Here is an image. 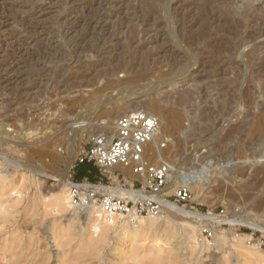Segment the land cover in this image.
<instances>
[{"label": "rangeland", "instance_id": "1", "mask_svg": "<svg viewBox=\"0 0 264 264\" xmlns=\"http://www.w3.org/2000/svg\"><path fill=\"white\" fill-rule=\"evenodd\" d=\"M145 99L171 110L150 158L203 169L187 202L162 194L191 214L97 236L56 174L72 146L81 180L88 133ZM238 217L264 226V0H0V264H264Z\"/></svg>", "mask_w": 264, "mask_h": 264}, {"label": "built area", "instance_id": "2", "mask_svg": "<svg viewBox=\"0 0 264 264\" xmlns=\"http://www.w3.org/2000/svg\"><path fill=\"white\" fill-rule=\"evenodd\" d=\"M159 119L151 112L138 109L119 115L114 121L112 136L100 133L90 137L81 146L76 163L90 162L98 171V182H91L86 177L79 181H70V201L73 205L86 206L95 202L108 224H113L118 216L130 214L139 216H159L163 203L159 199L162 190L168 184L170 167L167 162L152 160L147 149L158 135ZM160 148L165 146L163 142ZM126 171L134 175L133 190H144L150 196L137 194L118 196L104 192L105 180L123 179ZM140 185L136 188L135 185ZM173 195L177 202L185 203L190 199V191L186 183L174 187ZM158 195V196H156ZM203 232L211 235L210 229Z\"/></svg>", "mask_w": 264, "mask_h": 264}, {"label": "bare ground", "instance_id": "3", "mask_svg": "<svg viewBox=\"0 0 264 264\" xmlns=\"http://www.w3.org/2000/svg\"><path fill=\"white\" fill-rule=\"evenodd\" d=\"M108 2V1H107ZM111 3V2H110ZM109 3V4H110ZM177 4V3H176ZM112 5V4H111ZM179 9V8H178ZM174 10V9H173ZM102 18V17H101ZM100 20V19H99ZM151 20V19H150ZM95 24V23H94ZM251 27V26H250ZM247 28V27H246ZM259 32V31H257ZM143 33V32H142ZM248 33V32H247ZM150 34V33H149ZM250 34V33H249ZM248 36V35H247ZM245 38V37H244ZM15 47V46H14ZM10 65V64H9ZM190 74V73H189ZM5 83V82H4ZM2 85V84H1ZM148 91V90H147ZM147 91L146 89H143L141 91H139L138 93L141 94V93H144V96H147ZM227 91V90H226ZM137 93V92H136ZM187 94V92H184ZM183 94V93H182ZM182 94H179L181 97L183 96ZM142 96V95H141ZM167 95H165L164 97H166ZM179 96V97H180ZM223 96V95H222ZM180 97V98H181ZM184 98V97H182ZM162 100H150V99H145V100H141L140 102H136L135 103V107L132 108V109H129V111L127 112H131V111H134L136 109H138L139 107H143L145 109H152V111H154L155 113H157V117L160 121V129H159V133L158 135L155 137L154 141H152V145L156 146V142L157 140L160 138V135L162 134V128H163V123L164 121H168L169 117H170V113H171V110L169 111H164L161 109V105H160V102ZM151 111V110H149ZM124 113H126V110L123 111ZM155 115V114H154ZM118 117V116H117ZM116 117V118H117ZM115 118V119H116ZM115 119L112 121H106V129H104V133H107L108 136H112L113 132H114V121ZM88 124V123H87ZM86 125H83V124H79V125H76L74 126L75 128L77 127H81V126H87ZM101 124L105 126V122L104 123H100L98 124V127L99 125L101 126ZM263 125V123H262ZM74 129V128H73ZM85 129L82 130V132H84ZM97 131V130H96ZM102 132V131H101ZM76 133V132H75ZM90 137L94 136V135H97V134H100L99 132H90L88 133ZM86 135V134H85ZM73 144V143H72ZM150 144V145H151ZM71 145V144H70ZM69 145V147H70ZM151 145V146H152ZM157 148V147H155ZM158 149V148H157ZM159 150V149H158ZM77 151H76V148L74 147H70V149H67V154L68 156L69 155H73L76 154ZM71 156L65 164V168L62 169L59 174L57 172L56 175H58V184L61 185V187L58 185V193L56 194V197H54V205L55 207L59 208V209H70V210H73V214H77L79 211L81 210H85L88 214V222L90 223L91 225V229H93L94 233L96 232L97 236H99L100 234V237H105L108 233H109V228L110 227L109 225H112V224H108V222L103 218L102 216V213H101V210L99 208V206L95 203V202H90L88 205L86 206H77V205H73L70 201V192H69V186H70V180H69V168L71 166V160H72V157ZM66 159V158H65ZM172 167V166H171ZM170 167V172H169V176H168V179L170 181H168V185L162 190V194H167L168 192H171L173 190V185H176L178 183H187L189 184V187L191 188L192 187V184L193 183H196V181H198V179L201 178V175L204 174V172L202 170H198V169H192L191 171L189 170L188 172H177V169H174L176 170V172H173L172 168ZM196 168V167H195ZM126 174L129 176L130 180L134 178V175L131 173V172H128L126 171ZM173 176V177H171ZM57 177V176H56ZM198 183V182H197ZM198 186V185H197ZM195 190V189H194ZM65 191H68L65 195H64V192ZM174 191V190H173ZM104 192L106 194H110V195H118V196H126V195H133V194H137L139 196H142V197H148L150 196L149 193L145 192L144 190L140 189V190H133L132 188H124V187H119V186H116V187H104ZM158 196V195H156ZM159 199L162 201L163 203V206L165 207L166 210L170 211V213H174V214H178V213H181V214H191L190 211H187L185 210L184 208L178 206L177 204L169 201V200H166L163 198V196L161 195L159 197ZM78 208V209H76ZM195 211V210H194ZM83 212V211H82ZM197 212V211H196ZM195 216H198V217H202L203 215L199 214V213H194ZM176 216V215H175ZM192 216V215H191ZM193 217V216H192ZM210 217V216H209ZM147 219V221L149 223H152L154 222L155 218L154 217H150V216H139V215H133V214H130L128 216H118L116 219H124L121 223V225L123 227H136L138 226L140 223H142L144 221V219ZM167 218V217H166ZM203 218V217H202ZM168 219H165V223H167ZM217 220V219H216ZM220 221V220H219ZM228 221L232 224L234 223H238V224H245V225H248L250 226L251 228L253 229H258L260 231H263L264 232V226L261 225L260 223H255V222H252L251 220H249L248 218H244V217H238V218H231V219H228ZM88 223V224H89ZM100 225V226H99ZM193 228V227H192ZM174 229V228H173ZM128 230V229H127ZM130 231V230H129ZM92 233V232H91ZM92 235V234H91ZM94 235V234H93ZM108 236V235H107ZM99 238V237H98ZM248 238V236H247ZM251 240V239H250ZM256 241V240H254ZM253 243V242H252ZM260 244V242H256V246H258ZM255 247V246H254ZM255 253V251H254ZM258 255V254H257ZM256 255V256H257ZM261 255V254H260ZM254 257V256H253ZM260 257V256H259ZM256 261V260H255Z\"/></svg>", "mask_w": 264, "mask_h": 264}, {"label": "trees", "instance_id": "4", "mask_svg": "<svg viewBox=\"0 0 264 264\" xmlns=\"http://www.w3.org/2000/svg\"><path fill=\"white\" fill-rule=\"evenodd\" d=\"M85 177L92 182L98 180L97 168L90 162L77 164L76 178L79 180Z\"/></svg>", "mask_w": 264, "mask_h": 264}]
</instances>
